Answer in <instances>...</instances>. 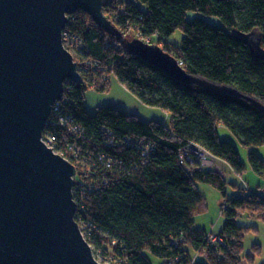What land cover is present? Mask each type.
I'll return each mask as SVG.
<instances>
[{"label": "trees", "instance_id": "16d2710c", "mask_svg": "<svg viewBox=\"0 0 264 264\" xmlns=\"http://www.w3.org/2000/svg\"><path fill=\"white\" fill-rule=\"evenodd\" d=\"M104 12L127 38L133 29L151 37L191 78L177 80L133 53L84 10L69 16L66 29L81 39L70 50L83 80L65 82L44 134L56 136L57 148L77 168L76 220L94 254L109 264H152L149 254L159 264H241L245 236L257 227L238 223V212L264 220V195L227 198L224 242L211 243L208 230L194 225L207 207L199 183L228 197V181L214 168L187 169L180 153L197 143L242 173L239 149L220 127L246 147L264 145V0H105ZM178 29L184 36L175 44ZM113 75L145 104L165 109L167 120H146L114 105L90 112L86 90H108ZM61 116L82 132L61 124ZM248 157L264 173L263 158L253 150ZM253 248L259 253L260 245Z\"/></svg>", "mask_w": 264, "mask_h": 264}, {"label": "water", "instance_id": "95a60500", "mask_svg": "<svg viewBox=\"0 0 264 264\" xmlns=\"http://www.w3.org/2000/svg\"><path fill=\"white\" fill-rule=\"evenodd\" d=\"M105 0H0V264H104L76 220L77 168L43 140L67 80L82 82L62 40L84 10L108 34L171 77L191 76L172 53L127 38Z\"/></svg>", "mask_w": 264, "mask_h": 264}, {"label": "rangeland", "instance_id": "374dc122", "mask_svg": "<svg viewBox=\"0 0 264 264\" xmlns=\"http://www.w3.org/2000/svg\"><path fill=\"white\" fill-rule=\"evenodd\" d=\"M215 22L218 21L215 20ZM132 31L133 30H130V34H133ZM183 36V32L178 29L171 36V42L179 44ZM197 78L219 87H226V85L212 82L201 76H197ZM85 102L89 111L92 113L95 112L99 106L114 105L128 112L139 114L146 120L157 119L164 121L168 118V113L165 109L145 104L123 83H121L115 75L111 78L108 90L101 91L92 87L88 88L85 92ZM219 130L223 138L231 140L236 144L239 149L241 159L245 163L246 169L242 173H238L233 170L227 161L215 156L216 161L208 168L217 169L224 174L226 180L228 181L226 186L228 197H224L221 190L211 184L206 182L199 183V189L206 198L207 207L205 211L195 215L194 225L196 228L205 230L211 229L214 232L221 231L226 222L225 210L227 209V198L238 195L239 193L242 194L243 188L239 190V188L235 185L242 186L244 183H247L250 188H255L258 184H264V173H258L253 170L248 157L249 152L253 150L264 160V145H255L249 148L244 146L240 142L239 138L228 127L221 126ZM237 221L242 225H255L257 227V231H251L245 236L241 264H260L264 261V220L252 215L250 216L248 213L241 214L238 212ZM256 244L260 245L259 253H257V250L253 248ZM248 254H253L255 259L253 261H248ZM149 257L152 264H159V257L153 254H149Z\"/></svg>", "mask_w": 264, "mask_h": 264}, {"label": "built area", "instance_id": "2783aa9c", "mask_svg": "<svg viewBox=\"0 0 264 264\" xmlns=\"http://www.w3.org/2000/svg\"><path fill=\"white\" fill-rule=\"evenodd\" d=\"M132 32L134 34V37L141 38L148 43H153L151 41L152 40L151 37L141 36V33L139 31H136L135 29H133ZM62 40H63L64 46L69 50H70V48H72L74 50L75 47H77L81 42V39H79L75 35L71 34L67 29H65L63 31ZM70 52H71V50H70ZM180 63L182 64V62H180ZM79 73H80V71H79ZM80 75H81V78L83 80L81 73H80ZM61 100L56 102L53 111L58 110L60 108ZM60 123L63 125H68L70 130L75 132V133H81L83 130V129H80L78 127V125H76L74 123H70L69 120L67 118H65L64 116L60 117ZM43 140L46 142V144L48 146L52 147L55 150V152L60 153L61 155L65 156L64 155L65 152L62 150H59L57 148L56 136L44 134ZM72 148H73L72 146H69V150ZM180 160L185 165V167L187 169H192L194 167L208 168L209 166L213 165V163L216 161L215 156L211 152H209L206 148H204L203 146H201L200 144H197V143H191L188 147L183 148L181 150V153H180ZM243 185H244V188H243V191L241 194L242 196H248L250 193L257 194V195H264V189H259V190L254 191L250 188L249 185H247V183H244ZM226 205L228 207L229 204L226 203ZM81 229H82V227H81ZM83 233H84V231H83ZM206 239L211 243H223L224 242L223 236L221 235V231L214 232L211 229L208 230V232L206 234ZM198 255H199V252L196 254L195 257H197ZM195 257H194L193 261L195 260ZM96 258L104 264H109L108 262L102 261V258H100V257L98 258L96 256Z\"/></svg>", "mask_w": 264, "mask_h": 264}, {"label": "bare ground", "instance_id": "6f19581e", "mask_svg": "<svg viewBox=\"0 0 264 264\" xmlns=\"http://www.w3.org/2000/svg\"><path fill=\"white\" fill-rule=\"evenodd\" d=\"M254 190V189H253ZM256 190V189H255ZM252 193H250L249 195H251Z\"/></svg>", "mask_w": 264, "mask_h": 264}, {"label": "crops", "instance_id": "0c3cea01", "mask_svg": "<svg viewBox=\"0 0 264 264\" xmlns=\"http://www.w3.org/2000/svg\"><path fill=\"white\" fill-rule=\"evenodd\" d=\"M226 178V177H225Z\"/></svg>", "mask_w": 264, "mask_h": 264}]
</instances>
